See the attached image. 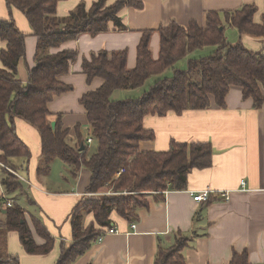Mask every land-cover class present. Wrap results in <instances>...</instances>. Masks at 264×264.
Masks as SVG:
<instances>
[{
  "label": "trees",
  "instance_id": "trees-1",
  "mask_svg": "<svg viewBox=\"0 0 264 264\" xmlns=\"http://www.w3.org/2000/svg\"><path fill=\"white\" fill-rule=\"evenodd\" d=\"M64 1L67 0H5L9 16L0 18V40L6 43L0 52V163L4 165H0V179L7 194L23 192L21 178L16 173L20 176L19 170L24 168L28 172L33 158L30 147L18 136L16 119L30 124L39 133L42 144V164L39 162L37 166L39 181L44 174L50 175L52 164L58 160L71 169L72 177L77 180L82 170L91 172L85 191L91 196L82 197L74 208L70 217L73 240L62 248L57 263L73 264L112 227L113 213L133 221L139 210L148 209L150 197L186 190L191 171L212 166L210 142H175L168 151H141L142 143L156 139L154 132L144 127L145 117L203 110L212 103L226 108L232 87L241 88L244 100L252 99L254 109L264 107V47L254 51L242 43L245 37L264 42V13L259 24L255 22L258 13L255 5H245L230 13L209 12L204 27L196 21L186 27L171 22L159 29L158 60L153 59L150 49L153 34L145 31L137 48V66L132 70L128 69L126 51L113 55L102 51L84 59L83 74L88 82L96 78L104 80L99 89L85 93L80 101L87 111V137L95 147V152L89 155L90 146L81 136L79 126L75 134L77 142L73 145L68 140L70 131L64 129L62 116L57 117L55 127L49 121L52 114L48 104L57 95L72 90L60 78L70 73L71 64L79 58L76 50L52 51L79 40L85 33L96 36L109 32L111 26L124 30L122 11L142 10L144 5L141 0H116L111 5H108L110 0H94L90 8L85 2L79 3L68 16L60 17L57 7ZM14 9L25 15L37 39L35 66H26V83L18 79V67L26 63V35L14 20ZM230 28L239 34L236 44L228 42L226 31ZM206 48L216 50L207 57L188 60L186 70L175 67L187 56ZM166 71H172V76L159 78L142 97L111 100L115 91L141 89L149 79ZM103 190L112 195L99 196ZM89 216L93 220L87 224ZM33 228L45 245L35 242L24 208L17 202L12 207L6 206L0 218V264H20L8 251L11 232L18 233L28 255H46L52 251L55 240L48 228L36 219ZM175 239V246L158 250L154 264H186L183 252L189 240L181 232ZM229 264H251L248 252L235 253Z\"/></svg>",
  "mask_w": 264,
  "mask_h": 264
},
{
  "label": "crops",
  "instance_id": "crops-1",
  "mask_svg": "<svg viewBox=\"0 0 264 264\" xmlns=\"http://www.w3.org/2000/svg\"><path fill=\"white\" fill-rule=\"evenodd\" d=\"M115 1L110 0L108 5ZM141 1L144 5L142 10L127 8L120 14L126 29L111 26L109 32L96 36L85 33L79 40L70 41L52 51L79 52L78 60L71 64L70 73L60 78V81L72 86V90L57 95L48 104L52 114L49 121L53 127L61 115L64 129L70 131V136H75L76 127L79 126L85 142L92 144L89 143L90 138H86V130L89 129L87 111L80 101L85 93L99 89L104 80L96 78L88 82L87 76L83 74L84 59H91L102 51L109 55L126 51L128 69L132 70L137 66V48L145 31L153 34L150 49L153 59L158 60L161 40L159 29L168 27L171 22L186 27L191 21H196L200 27H204L209 12L230 13L245 5H255L258 8L255 22L259 24L264 13V0ZM83 2L90 8L94 0L60 2L57 15L68 16ZM8 16L5 0H0V18L8 19ZM13 16L21 33L26 35V63L22 62L18 67V79L26 83L28 68L35 66L37 39L33 37V29L25 15L14 9ZM234 30L230 28L229 35L239 40L238 32ZM242 43L254 51L264 47L263 41L249 37L243 38ZM5 47L6 43L0 40V52ZM226 105V108H221L212 103L211 107L203 110L145 117L144 127L153 131L156 139L142 143L141 151H168L175 142H210L213 150L212 166L203 171H191L186 190L166 191L156 195V198L150 197L148 209L139 210L133 221L113 213L110 220L118 234L106 235L102 242L96 241L73 264H154L160 248L175 246V235L179 232L189 240L183 252L186 264H229L235 253L244 251L248 252L251 264H264V107L261 110L254 109L252 99L244 100L243 90L239 87L230 89ZM15 123L18 136L30 147L33 155L28 180L21 179V184L24 183L22 194L26 196L27 186L28 199L32 205L27 210L24 200L17 202L14 197H7L0 179V218L5 212L7 200L19 203L25 210L35 242L40 246L46 244L33 228L34 219L48 228L55 246L46 255H28L19 242L18 233L11 232L8 235V251L20 260V264H57L62 248L72 243L70 217L82 197L86 196L91 172L86 169L81 171L79 179L72 183L74 191L50 192L45 189L37 173V158L41 156L42 146L39 133L20 119H16ZM65 182L69 183L68 179ZM242 182H246L247 191H240ZM206 189L228 191L231 199L227 202L214 196L206 204H197L189 195L191 191ZM92 220L93 216H89L87 224ZM133 225L135 229H132Z\"/></svg>",
  "mask_w": 264,
  "mask_h": 264
},
{
  "label": "rangeland",
  "instance_id": "rangeland-1",
  "mask_svg": "<svg viewBox=\"0 0 264 264\" xmlns=\"http://www.w3.org/2000/svg\"><path fill=\"white\" fill-rule=\"evenodd\" d=\"M231 29L234 30L233 28H231ZM226 32H228V38H229L228 42L230 44L231 43L236 44L238 42V40H236L234 35H229L230 34L229 29ZM238 36H239V34H238ZM203 50L204 51H202V52L196 51V52L192 53L191 55L187 56L186 59L179 61L175 67L178 69H181V70H186L187 69V60L200 59L202 57H207L210 54H212L216 50V48H206ZM171 75H172L171 71H166L163 75L149 79L147 81V83L144 85V87L141 89H137V90H130L129 89V91H116L115 94L112 96L111 100L112 101H125V100H130V98L142 97L144 95V92L148 91L149 87L152 84H154L156 81H158L159 78H165V77L168 78ZM88 135H89V129L86 130V138ZM68 140L73 145L76 144V142H77V139L73 135L69 136ZM86 145L90 146V150H89L88 154L92 155V153L95 152L94 144L88 145V143H87ZM143 147H144L143 148V150H144L145 146H143ZM37 159H38L37 160V166H38L39 162L42 164L41 156ZM0 165L2 167H4V165H2V163H0ZM7 170H9V169H7ZM51 170H52V172L50 173V175L44 174L43 176H41V180L39 181L41 183V185L44 186L45 189L49 190L50 192L74 191L75 190V188L74 189L72 188V185H73L72 183H73L75 178L72 177L71 169H69L66 165L61 163V161H58V162H55L52 164ZM19 174H20L19 177L22 180H24V179L28 180V172L25 168L22 170H19ZM65 179H68L69 183L65 182ZM75 180H77V179H75ZM22 184H24V183H22ZM25 189L28 193V194L26 193V196H25V194L21 193L22 191L21 192L19 191V192H15L12 195L8 194L7 197H14L13 199L16 200L17 202H19V201L21 202L24 200V204H25L24 206H26V208L28 210L31 207L32 203H31V200L28 199L30 197L29 192H28L29 191L28 187L25 186ZM103 195L110 196L112 194L109 191L103 190V193L102 194L100 193L99 196H103ZM21 196H24V198H22ZM88 196H91V194H88L85 197H88ZM96 196H98V195H96ZM7 201L5 202V206H7L6 205Z\"/></svg>",
  "mask_w": 264,
  "mask_h": 264
},
{
  "label": "built area",
  "instance_id": "built-area-1",
  "mask_svg": "<svg viewBox=\"0 0 264 264\" xmlns=\"http://www.w3.org/2000/svg\"><path fill=\"white\" fill-rule=\"evenodd\" d=\"M89 143H92V139H89ZM16 175L19 177V175L16 173ZM20 178V177H19ZM29 184V183H27ZM240 191H247V188H246V182H242L241 184V188H240ZM189 195H191V197L193 198V201L197 204H206L207 202H209L210 200L213 199L214 196H218V198L221 200H224V201H227L229 202L230 199H231V193L228 192V191H220V192H216V191H213L211 189H206L204 191H191V193H189ZM14 203L11 202V201H8L6 203V205L8 207H12ZM136 226L133 225L132 226V229H135ZM109 234H118V231L117 229L111 227V228H107L102 237L99 238V242H102V240L104 239V237L106 235H109Z\"/></svg>",
  "mask_w": 264,
  "mask_h": 264
},
{
  "label": "water",
  "instance_id": "water-1",
  "mask_svg": "<svg viewBox=\"0 0 264 264\" xmlns=\"http://www.w3.org/2000/svg\"><path fill=\"white\" fill-rule=\"evenodd\" d=\"M84 149V146H82V149L81 150H83Z\"/></svg>",
  "mask_w": 264,
  "mask_h": 264
}]
</instances>
